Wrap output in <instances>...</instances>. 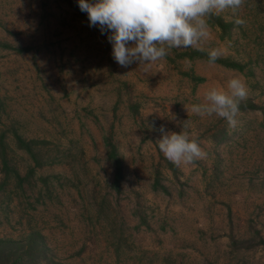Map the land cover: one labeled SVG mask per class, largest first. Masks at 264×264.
<instances>
[{
  "label": "rangeland",
  "instance_id": "obj_1",
  "mask_svg": "<svg viewBox=\"0 0 264 264\" xmlns=\"http://www.w3.org/2000/svg\"><path fill=\"white\" fill-rule=\"evenodd\" d=\"M222 14L229 31L209 23L202 46L242 69L193 47L139 69L121 67L110 33L66 0H0L1 237L38 229L47 258L68 264H264V0ZM236 77L248 96L235 128L191 112ZM184 123L207 156L177 167L159 129Z\"/></svg>",
  "mask_w": 264,
  "mask_h": 264
},
{
  "label": "clouds",
  "instance_id": "obj_2",
  "mask_svg": "<svg viewBox=\"0 0 264 264\" xmlns=\"http://www.w3.org/2000/svg\"><path fill=\"white\" fill-rule=\"evenodd\" d=\"M245 0H78L82 12L87 13L89 26H98L101 33H110L112 57L121 66L138 62L145 69L163 60L173 48L193 47L205 51L203 43L210 36L208 20L231 10L236 16ZM238 26L243 19H235ZM220 48L209 49V64L221 58ZM248 90L240 78H231L226 89L212 88L206 92V103L193 105L191 112L201 116L216 115L237 125L239 105L246 100ZM167 131L161 125L159 150L177 167L206 158L207 153L189 134Z\"/></svg>",
  "mask_w": 264,
  "mask_h": 264
},
{
  "label": "trees",
  "instance_id": "obj_3",
  "mask_svg": "<svg viewBox=\"0 0 264 264\" xmlns=\"http://www.w3.org/2000/svg\"><path fill=\"white\" fill-rule=\"evenodd\" d=\"M68 5L80 9L78 6V0H66ZM208 23L217 26L222 31V36L227 33L231 27V21L224 18L223 14L219 16H212ZM187 53L189 56H202L209 59L208 51H198L196 48L189 50ZM221 63L235 67L238 69L243 68V64L237 60L221 57L217 59ZM191 78L196 81H201L203 76L198 74H191ZM2 98L0 95V112L2 109ZM1 138V137H0ZM2 139H0L1 141ZM33 139H24L19 135H16V144L23 147L28 152L33 154L31 143ZM106 143L108 145L107 155L113 161L114 166V178L113 185L119 187L123 177L122 160L118 155L114 144L111 140L107 139ZM48 246L44 240L42 232L38 229H29L28 232L23 237L11 238V237H1L0 236V264H68L59 259L50 257L47 258L46 251Z\"/></svg>",
  "mask_w": 264,
  "mask_h": 264
}]
</instances>
